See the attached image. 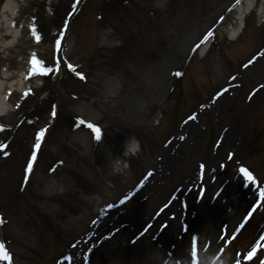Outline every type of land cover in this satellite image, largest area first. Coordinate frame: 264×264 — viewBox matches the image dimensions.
Returning <instances> with one entry per match:
<instances>
[{
    "label": "rangeland",
    "instance_id": "374dc122",
    "mask_svg": "<svg viewBox=\"0 0 264 264\" xmlns=\"http://www.w3.org/2000/svg\"><path fill=\"white\" fill-rule=\"evenodd\" d=\"M4 1L0 0V7ZM55 1L22 0L20 13L25 17L30 14L36 15L38 17L36 24L40 25L44 34L47 31L44 25L49 21L50 12L55 11L56 16L53 22L58 24L66 11L62 3L58 4ZM126 1L129 2L127 5L132 7V10L129 15L123 17L121 13L126 7L123 8L124 5L121 3L118 6L110 5L112 3L106 1L104 4L100 0H87L73 21L66 40L67 58L72 62L83 63L81 69L76 70V74H82L85 79H73L69 75L64 84L57 89V95L50 96L47 103L52 98L58 99L59 115L54 129L46 139L44 152L49 156L44 154L40 158L30 179L31 185L26 187L20 200L16 196L18 174L12 168L15 167L17 151L14 156L11 155L14 161L10 164V169L4 168L0 172V211L8 220V224L0 231V236L7 244L9 243L15 264H28V259L31 258H36L44 264L45 262L53 264L54 256L62 253L69 257L68 260L59 261L56 264H76L77 259L81 264L84 261H87V264H98L105 253L111 255L108 259L113 263L120 255L117 254V245L122 240L123 230L126 229L124 226L119 227L118 224H130L129 220L125 219L129 211L131 212L137 206L138 209H142L139 213L135 212V216L137 213L138 216L135 220H131V223L136 227L132 231L128 229V234L123 241L138 231L153 233L156 230L159 237L160 231L170 230L169 226L172 223L175 224L172 230L178 231L181 224L183 225L184 222L188 224L189 217L172 222L161 217L157 223L149 217L167 198L173 201L172 204L176 208L184 210L180 202L187 203L186 200L189 201V197L194 201L201 188H205V198L198 203L193 213L188 235H198L203 243L209 236L206 214L209 211L208 205L212 194L224 187L230 175H236V168L243 165L252 167L259 186L264 184V88L249 100V93L256 90V85L264 80V57L246 70L240 69V64L259 49L260 41L264 45V24L260 25L258 21V12H261V8L264 7V0H255L254 9L245 19V31L234 43L228 42L224 32L228 25L235 23L234 14L228 13L231 7L229 3L232 0ZM112 6L114 10L111 9ZM98 12L101 15L99 21L96 20ZM221 22L224 24L219 30ZM213 23H219L215 40L219 42L220 50L208 55L203 61L196 57L188 73L185 74L186 81L191 78L193 83H198L199 86L194 87V91L200 90L207 93V98L212 94L216 96L219 90L221 91L229 83H237L238 88L231 90L229 96L220 95L209 112L199 113L197 125L190 124V127L180 130L179 119L190 109L195 108L196 103H194V93L186 102L167 96L168 87L178 83L172 81L169 74L173 69L178 71L192 43ZM156 27L164 29L163 33L160 32L162 36L159 35L158 38V35L154 34L158 31ZM62 30L49 38L39 33L41 46L38 51L42 59L50 58L47 67L51 69L52 74L55 70L53 47L59 40ZM139 37L142 41L147 38L145 46L137 41ZM132 38L137 45L135 46L136 56L131 57L132 49H127V45ZM26 51L25 45H19L9 52L2 51L0 48V70L5 67L10 73H17ZM142 51H146V54L143 55ZM120 57L123 58L122 61H119ZM205 74L208 75L207 80ZM233 75L239 76L233 80V77H230ZM183 83L180 82V85ZM245 97L248 98V103H244ZM33 99L30 97L26 105ZM174 100H176L175 103H173ZM46 105L45 103L42 107V113ZM172 107L176 112L174 117L169 119L167 117ZM16 115L13 113L5 117L2 122L11 124ZM73 115L82 116L106 128L107 145L102 143L96 148L99 160L102 161L101 167L98 166L97 161L89 157L90 145L93 143L89 133L82 128L71 131L70 122L73 121ZM165 119H167L166 122H163ZM156 120L158 124H155ZM47 122L46 117L44 120L37 119L36 123L41 126ZM24 126L26 125H22L16 133L14 147L16 142L22 141L23 137L25 139L30 137L29 131L24 129ZM192 129L195 130L192 132ZM1 133L0 138H4L5 133ZM126 133H131L127 136L128 140L134 139L139 143L140 152L135 156L125 157L129 163L128 169L114 173L112 162L117 158H123L125 143L121 139L126 137ZM151 133L157 139H152ZM181 134L185 136V139L179 142L178 154L170 155L163 150L165 147L159 145L168 135ZM196 135H198L199 143H197ZM115 139L118 144L113 150ZM244 139H247L248 143L253 142L249 152L239 158H232V156L229 158V154L238 153V146ZM48 157L51 158L47 159ZM167 157L171 158L170 162ZM175 159L178 161L176 168L179 175L169 181V184L167 183L169 186L167 189L159 183L161 180H158V176L155 175L151 178L149 186L139 193V197L129 205L128 209L116 210L117 215L125 213L120 219L121 222L111 224V219H105L101 215L100 222L105 232L102 236L96 233V236L101 239L106 238L107 235L110 238L109 241L102 245L98 242L94 248L97 250L93 253L94 249H89L87 240L79 241L80 238L91 233L96 215L106 209L107 205L129 194L144 174L154 171L156 174H164V178L168 180L171 176L172 162ZM56 160H61L64 166L53 169L51 172ZM200 165L205 166L203 171ZM212 170H215L214 173ZM192 171L197 172L195 181L188 177ZM155 184L159 185L160 193L165 190L160 198H154L150 191L156 186ZM180 190H183L184 194L177 198L176 193ZM254 197L255 191L250 200L243 204L241 210L238 209L239 206L228 208L230 211L228 217L233 218L231 226L221 238L220 247L217 245L211 247L206 261L202 264H209L211 255L224 247V239L233 233L236 223L248 209ZM221 198L222 195L216 202H219ZM220 209L223 211L222 208ZM263 214L264 210L255 214L254 222L252 221L246 227L239 239L242 240L247 232L254 229L261 216H264ZM168 223L167 228L162 227ZM150 224L151 228L145 231L146 226ZM50 226L62 230L65 235L61 240L53 238L52 232L49 231ZM218 230L217 225L215 236ZM255 231L241 244L242 253L252 245L255 235L258 234ZM163 240L165 239H162L161 234L158 242ZM188 243V236H185L183 242L185 250L180 256H185V251L186 255L188 254ZM72 244L78 247L72 249ZM169 245L170 242L162 243L160 251L158 250L157 264L163 262L173 264L167 260ZM142 246L143 244H138L130 253H124V255L131 258L137 257L143 252ZM226 257L217 264H229L232 259Z\"/></svg>",
    "mask_w": 264,
    "mask_h": 264
},
{
    "label": "bare ground",
    "instance_id": "6f19581e",
    "mask_svg": "<svg viewBox=\"0 0 264 264\" xmlns=\"http://www.w3.org/2000/svg\"><path fill=\"white\" fill-rule=\"evenodd\" d=\"M253 5V0H246L245 2H243L241 5H239L236 9H235V15H236V20H237V24L235 27L229 28L228 31V35L229 38L233 39L235 38L238 34L239 31L242 27V21L241 19L248 13V10L250 9V7ZM262 13V12H261ZM260 13V15H261ZM1 14L2 16H0V26L2 25H8V22H10L11 18H13L16 15V7H15V2L13 1H6L2 7L1 10ZM8 26H6V34L5 36H8L9 39L15 40V34L13 33V31L8 30ZM11 34H13V39L12 36H10ZM11 42V43H12ZM9 43L6 42V44H4V47L6 48L7 45ZM205 47L204 46L201 51H200V55H203L204 51H205ZM4 77L5 75L2 74ZM15 85H12V83H10L9 87L6 86L7 88H11L14 87ZM3 84L0 83V115H5L6 113L9 112V105H6L4 99L2 98V95L5 93V90L7 89ZM20 89H22V87L20 86ZM197 137V143H199L198 140V135H196ZM176 164H177V160H174L172 162V168H171V176L167 182V180L165 181V187L168 188L169 186L167 185V183L169 184L171 180H173L175 177H177L179 174L177 172V168H176ZM194 175L191 174V179H193ZM233 183L231 184L229 182V184L231 185L230 189H229V194H234V191L237 187V182L238 179H233ZM239 193V192H238ZM246 193L242 192L240 198H242L239 201H235L234 199H229L228 204H232V205H236L238 204H243L244 200H243V196ZM159 198V197H158ZM224 218V214H222V211L220 209L219 205H215L212 209L209 210L208 212V217L207 219V227L209 228L210 232V238L209 241L211 242V246H213L215 244V240L217 238V236H215V230L217 228V223L218 221H221V219ZM173 227V226H172ZM128 234V230H123V234H121V242L117 245L118 247V254H120L118 256V258H116L113 263H111L108 259V257L111 258L110 254L105 253L103 255V257L100 260V263L98 264H157L156 260H157V256H158V252L156 251L155 253L154 250L151 249L152 245H148L145 242H147L148 237H144L141 240H139L135 245H133L132 247L127 248L124 240L125 235ZM166 232H162V235H166ZM165 239V238H164ZM140 245L143 244L145 246V248H143V252L141 254H138L137 257L131 258L128 255H124V253H130L131 250L133 248H135L136 245ZM178 248V247H177ZM176 248V249H177ZM183 249L182 246H179V252H176L178 254V256H180L181 250Z\"/></svg>",
    "mask_w": 264,
    "mask_h": 264
},
{
    "label": "snow or ice",
    "instance_id": "6c2138e0",
    "mask_svg": "<svg viewBox=\"0 0 264 264\" xmlns=\"http://www.w3.org/2000/svg\"><path fill=\"white\" fill-rule=\"evenodd\" d=\"M79 3H80V0H75V2H74L73 5H72L73 13H70V15L74 14V11H75V9H76V7L78 6ZM30 31H31L32 33H35V28H31ZM213 35H214L213 31H211V30L207 31L206 35L203 36V38L200 40V43L197 44L196 47L192 49V51L194 52L197 48L200 47L201 44L205 43V42H206L210 37H212ZM56 47H57V50H59V48L61 47V44H60V41H59V40H57V42H56ZM260 55H264V52L260 53ZM254 59H255V58H253L252 60H250L247 64L244 65V67L247 68V67L249 66V64H251V63L254 62ZM31 62H39V61H37V60L35 59V57H33V58L31 59L30 63H31ZM39 63H40V62H39ZM69 68H70L71 70L75 71V69L72 68L71 65H69ZM50 71H51V69L48 70V71H43V72H41V73H42V74H47V73L50 72ZM77 75H78L79 79H81V80H84V79H85V77H84L82 74L77 73ZM174 75L177 76V77H179V76L181 75V73H180V72H176V73H174ZM233 79H235V78L233 77ZM261 87H264V85H262ZM227 91H228V89H223V92L218 93L217 96L214 98V101H213V102H215V99H218L220 95H223V93H225V92H227ZM29 94H30L29 92H25V93H24L25 96H27V95H29ZM251 98H252V97L250 96V97H249V100H251ZM52 115L55 116L56 113L53 112ZM195 119H196L195 116H189V118H188V120H195ZM81 123H83V121H81ZM185 123H188V121H185ZM87 127H88L89 129H91V130L95 133V137H94L95 140L99 141V140L101 139L99 129L96 128V127H94L92 124H88ZM45 132H46L45 129H41V130L36 134V142H35V144L33 145V151H32V153H31L30 159H28V161L26 162L25 172L28 173V174H30V173L32 172V170H33L34 163H35L36 160H37V151L41 148V138L45 136ZM180 139L183 140V139H185V137L181 136ZM133 147H134V146H133ZM2 151H3V146H0V152H2ZM5 155H7V153H5ZM231 155H232V154H229V158H231ZM204 167H205L204 165H200V169H201V171H203ZM239 171H240V173H241V174H242L247 180L252 181V182H255L253 176L249 173L248 170H246L245 168H240ZM151 175H152L151 172L147 173V176L145 177V179H147V178L150 177ZM26 178H27V177H26ZM260 195H261V197H264V189H262V190L260 191ZM124 203H125V200H121V201H120V204H124ZM109 207H112V206L110 205ZM250 215H251V213H249V216H250ZM247 219H248V217H245L244 223L247 222ZM2 223H3V219L0 218V224H2ZM244 223H242V224L240 225V228H243ZM149 227H151V226H149ZM145 231H147V229H145ZM142 234H143V233H142ZM261 239L264 240V237H262ZM73 247H75V245H73ZM256 250H257V249L254 248V250L250 251V252L247 254V256H248L249 259H251V258L253 257V255L255 254ZM66 259H67V258H66ZM0 260H4V261L6 262V264H11V257L8 255L7 250H6V248H5V246H4L3 243H0Z\"/></svg>",
    "mask_w": 264,
    "mask_h": 264
},
{
    "label": "clouds",
    "instance_id": "9594fccd",
    "mask_svg": "<svg viewBox=\"0 0 264 264\" xmlns=\"http://www.w3.org/2000/svg\"><path fill=\"white\" fill-rule=\"evenodd\" d=\"M138 150H139L138 142L135 141L134 139H130L129 141L125 142L123 156L124 157L134 156ZM128 167H129V163L127 159L121 160L117 158L112 162V171L114 173H119L122 170L128 169Z\"/></svg>",
    "mask_w": 264,
    "mask_h": 264
}]
</instances>
